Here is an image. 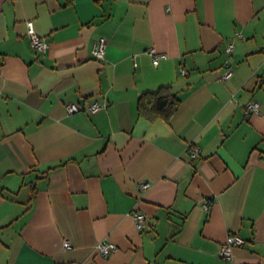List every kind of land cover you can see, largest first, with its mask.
Listing matches in <instances>:
<instances>
[{
	"label": "crops",
	"instance_id": "obj_1",
	"mask_svg": "<svg viewBox=\"0 0 264 264\" xmlns=\"http://www.w3.org/2000/svg\"><path fill=\"white\" fill-rule=\"evenodd\" d=\"M0 264H264V0H0Z\"/></svg>",
	"mask_w": 264,
	"mask_h": 264
},
{
	"label": "built area",
	"instance_id": "obj_2",
	"mask_svg": "<svg viewBox=\"0 0 264 264\" xmlns=\"http://www.w3.org/2000/svg\"><path fill=\"white\" fill-rule=\"evenodd\" d=\"M26 25H27V34L29 37L30 46L38 52H46L49 47V44L44 40V38H42V36L36 33L33 22L28 21ZM232 49H233V45H230L227 47L226 51L229 52ZM105 52H106V40L101 38L94 43L91 53L93 58H95L96 60H103L105 56ZM148 52L153 57L154 65H157L162 58H165V56L163 55H158L154 48H150ZM180 73L183 76L187 75V72L185 70H180ZM231 74L232 71L230 69H227L226 71L223 72L221 79L225 80L228 77H230ZM105 108L106 106L104 104L93 103L88 107V110L90 113H96ZM82 109L83 106H81L80 104L71 103L66 105V110L68 114L80 112ZM247 110L252 112H258V104L255 102L250 103L247 106ZM190 147H191L190 156L193 159L198 157L200 155V149L196 146H190ZM149 186L150 185L148 182H144L140 184V187L142 189H148ZM208 204L206 205V208L208 207ZM134 219L136 222L137 229L141 231L144 228L145 216L143 214L138 213L135 214ZM243 244H244V240L240 236L235 234L229 235L226 239V242L221 246L220 256L226 260H230L232 256L233 248L236 246H241ZM65 247L69 248L68 242H65ZM96 250L99 255L107 258L111 254H113L117 250V248L112 242L101 241L98 243Z\"/></svg>",
	"mask_w": 264,
	"mask_h": 264
},
{
	"label": "trees",
	"instance_id": "obj_3",
	"mask_svg": "<svg viewBox=\"0 0 264 264\" xmlns=\"http://www.w3.org/2000/svg\"><path fill=\"white\" fill-rule=\"evenodd\" d=\"M179 103L180 100L171 93L170 87L163 86L140 96L138 114L150 119L159 116L168 119L176 111Z\"/></svg>",
	"mask_w": 264,
	"mask_h": 264
}]
</instances>
